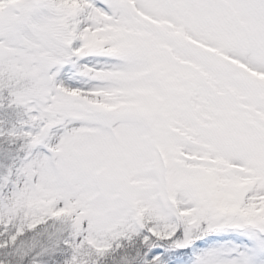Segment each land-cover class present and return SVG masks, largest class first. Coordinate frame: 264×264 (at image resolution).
<instances>
[{
    "label": "snow or ice",
    "instance_id": "obj_1",
    "mask_svg": "<svg viewBox=\"0 0 264 264\" xmlns=\"http://www.w3.org/2000/svg\"><path fill=\"white\" fill-rule=\"evenodd\" d=\"M0 264H264V0H0Z\"/></svg>",
    "mask_w": 264,
    "mask_h": 264
}]
</instances>
